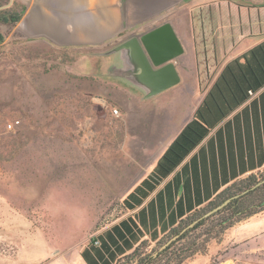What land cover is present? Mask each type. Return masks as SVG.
Listing matches in <instances>:
<instances>
[{
    "label": "crops",
    "instance_id": "0c3cea01",
    "mask_svg": "<svg viewBox=\"0 0 264 264\" xmlns=\"http://www.w3.org/2000/svg\"><path fill=\"white\" fill-rule=\"evenodd\" d=\"M14 3L23 9L22 18L15 25L19 39L85 51L90 55L78 64L84 74H93L100 63L102 66L111 63L112 58L103 53L167 22L185 49L177 60L181 82L151 99L144 100L132 88L102 75L109 86L118 87L119 91L112 93L111 98L124 108L123 126L113 130L110 138L111 190L124 195V214L96 236L117 256L115 261L109 259V264H117L141 241H149L150 245L159 243L183 221L239 195L242 183L264 173V84L258 85L250 67L261 78L260 66H249L244 58L264 42V0H14ZM236 60L243 64L241 69L234 64ZM200 109V122L209 132L169 175L157 180L159 161ZM147 180L149 184L144 185ZM108 233L125 254L116 250ZM92 238L81 247L78 264H88L83 252ZM125 241L133 245L131 250ZM212 246L208 254H218L228 246L264 253V210L233 224ZM41 249L47 250L45 245ZM90 252L94 254L93 250ZM219 260L220 264L239 261L228 253ZM34 261L32 264L37 263Z\"/></svg>",
    "mask_w": 264,
    "mask_h": 264
},
{
    "label": "rangeland",
    "instance_id": "374dc122",
    "mask_svg": "<svg viewBox=\"0 0 264 264\" xmlns=\"http://www.w3.org/2000/svg\"><path fill=\"white\" fill-rule=\"evenodd\" d=\"M11 9L14 0H0L1 16ZM15 25L0 20V264H78L86 241L124 214V195L110 183V138L123 126L124 108L111 98L118 87L102 76L111 69L100 63L84 74L78 64L90 54L25 43ZM258 183L264 184V173L242 183L239 193ZM230 215L208 219L155 264H177V257H185L181 264H220L227 253L237 257L235 264H264V253L246 248L208 254L222 228L237 222ZM175 235L119 264H140Z\"/></svg>",
    "mask_w": 264,
    "mask_h": 264
},
{
    "label": "water",
    "instance_id": "95a60500",
    "mask_svg": "<svg viewBox=\"0 0 264 264\" xmlns=\"http://www.w3.org/2000/svg\"><path fill=\"white\" fill-rule=\"evenodd\" d=\"M184 53L185 49L173 26L167 22L143 35L131 37L103 53V56L112 58L111 63L106 68V70L111 69V71L103 72V76L132 88L144 100L151 99L181 82L177 60ZM260 184L258 183L251 189L225 200L221 205L193 221L152 257H157L167 246L201 220L219 212L233 200L255 190Z\"/></svg>",
    "mask_w": 264,
    "mask_h": 264
},
{
    "label": "trees",
    "instance_id": "16d2710c",
    "mask_svg": "<svg viewBox=\"0 0 264 264\" xmlns=\"http://www.w3.org/2000/svg\"><path fill=\"white\" fill-rule=\"evenodd\" d=\"M19 5L14 3V9L9 10L8 12H4L5 14L1 16L0 13V20L1 22L5 24H17L23 15V9L20 8V10H17ZM0 40L2 41V35L0 34ZM245 64L252 65V64H258L261 68V75L262 77H259V74L256 70H253L252 66L251 70L254 75V78L256 79L258 85L264 84V42L257 46L255 49H253L249 55L245 56ZM234 64L238 65L241 69V66L243 65L240 60L234 61ZM230 70V68H229ZM242 74L247 77V72L241 71ZM231 106V105H230ZM233 106V105H232ZM230 107V109L232 108ZM199 117H202V109L198 111L197 117L191 121L185 129L181 132V134L178 136V138L174 141V143L170 146L168 151L164 154V156L161 158V160L158 163V166L156 168L155 177L157 180H159L162 177H166L169 175L183 160L184 158L205 138L207 133L209 132V128L205 125H203L200 122ZM254 177L251 176L248 178L253 179ZM156 180V181H157ZM149 181H145L144 185H148ZM152 188V187H151ZM252 188V187H251ZM249 188V189H251ZM241 192V191H239ZM264 184L257 187L255 190L250 191L249 193L241 196L240 198L233 200L231 203H229L226 207L221 209L219 212L213 214L212 216L201 220L194 228L188 229L183 235H181L177 240H175L170 246H168L164 251H162L157 257H152L150 255L146 259H142L140 261V264H155L158 262L165 254L170 253L172 247L185 239V237L188 235V233L197 230L200 226H202L208 219L212 218L213 216L219 215L224 211H229L231 217H235L238 221H241L245 218H248L252 216L255 213H258L262 210H264ZM237 194V193H236ZM240 194V193H238ZM259 194V195H257ZM261 194V195H260ZM235 194H232L231 196H234ZM133 195H130L132 197ZM227 199V198H225ZM221 202H224L222 200ZM217 203L210 206V209L215 208ZM208 209V210H210ZM195 218V216L188 218L187 220H191ZM186 220V221H187ZM194 220V219H193ZM186 221H183L178 228L171 231V234L175 233L177 235L178 229L182 227ZM195 221V220H194ZM122 226L125 227L127 232H129L128 228H126V224L122 222ZM186 225H184L185 227ZM233 226V222H230L228 225H225V227L222 228V230H226L229 227ZM186 228V227H185ZM116 230V227H114ZM121 238H124L122 234H119ZM107 237L111 240L112 244L116 245V250L121 252V254H125V251L119 247L120 245L111 239L110 234H107ZM133 239L138 242L139 239L135 236H133ZM101 241L98 237H93L91 239V242L89 244V247L83 252V257L87 261L88 264H99V262H102L103 264H109L108 260L111 259L112 261H115L117 259V256L114 251L111 250L109 246H106L105 242L100 243L101 246L97 245L96 242ZM161 242V241H160ZM159 242V243H160ZM149 241H141L140 244L133 249V251L130 254L124 255L123 258L129 259L131 256H135L141 247L149 245ZM125 245L128 247V249H132L133 245L129 243L128 241H125ZM91 250H93L94 254H91ZM104 251V252H103ZM105 253H107V256H105ZM172 254V253H170ZM94 256L97 260L95 262L93 258ZM185 257H177V264H181L184 261ZM120 259L117 260V264H119Z\"/></svg>",
    "mask_w": 264,
    "mask_h": 264
},
{
    "label": "built area",
    "instance_id": "2783aa9c",
    "mask_svg": "<svg viewBox=\"0 0 264 264\" xmlns=\"http://www.w3.org/2000/svg\"><path fill=\"white\" fill-rule=\"evenodd\" d=\"M250 94H251V95H253V92H250ZM113 112H114L115 114H118V109H114V111H113ZM10 127H11V125H10ZM96 244H97V245H99V244H100V242H99V241H97V242H96Z\"/></svg>",
    "mask_w": 264,
    "mask_h": 264
}]
</instances>
